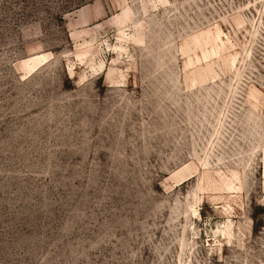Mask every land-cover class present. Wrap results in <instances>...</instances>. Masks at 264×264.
Here are the masks:
<instances>
[{
	"label": "rangeland",
	"instance_id": "1",
	"mask_svg": "<svg viewBox=\"0 0 264 264\" xmlns=\"http://www.w3.org/2000/svg\"><path fill=\"white\" fill-rule=\"evenodd\" d=\"M0 264H264V0H0Z\"/></svg>",
	"mask_w": 264,
	"mask_h": 264
},
{
	"label": "bare ground",
	"instance_id": "2",
	"mask_svg": "<svg viewBox=\"0 0 264 264\" xmlns=\"http://www.w3.org/2000/svg\"><path fill=\"white\" fill-rule=\"evenodd\" d=\"M233 62H235V56L233 57ZM211 67H212V64L209 63L208 68L211 69ZM194 78H196L195 81H197V83H204L205 81H207V76H206L205 70L199 69L197 72V76ZM194 84H196V83H194Z\"/></svg>",
	"mask_w": 264,
	"mask_h": 264
}]
</instances>
